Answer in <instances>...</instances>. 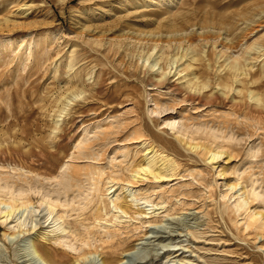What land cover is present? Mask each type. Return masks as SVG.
Instances as JSON below:
<instances>
[{
    "label": "rangeland",
    "instance_id": "obj_1",
    "mask_svg": "<svg viewBox=\"0 0 264 264\" xmlns=\"http://www.w3.org/2000/svg\"><path fill=\"white\" fill-rule=\"evenodd\" d=\"M214 134L210 160L192 146ZM152 148L175 169L134 178ZM249 182L264 190V0H0V198L65 210L43 237L44 209L19 211V238L0 222V264H45L27 235L60 264H264Z\"/></svg>",
    "mask_w": 264,
    "mask_h": 264
},
{
    "label": "bare ground",
    "instance_id": "obj_2",
    "mask_svg": "<svg viewBox=\"0 0 264 264\" xmlns=\"http://www.w3.org/2000/svg\"><path fill=\"white\" fill-rule=\"evenodd\" d=\"M156 46H157V44L154 47H156ZM192 59H195L194 54L192 55ZM240 63L234 61L233 64L230 65V68L237 71L241 68L242 64L240 65ZM186 66H191V63L190 62L187 63ZM231 71H233V70H231ZM202 86H205V84L203 83ZM225 87H227V86H225ZM254 98H256V97H254ZM256 99H259V98H256ZM259 101H260V99H259ZM167 125L171 131H178V130L180 131V125L175 120L174 121H168ZM219 138L217 137V135L214 134V137L212 138L213 144H210L208 146H201L198 144H194L192 146V148H196V149L201 148L203 154H205V155L207 154L208 158L210 160H215L221 156V152H220L221 150L219 149V147L221 146V142L219 141ZM222 152H224V151H222ZM255 152H256L255 147H252L250 149L249 153L251 155H254ZM161 154H163V153L157 152L156 149L152 148L146 154L145 158H143L142 162L138 165V168L134 169L135 171L132 174V176L134 178L140 179V178H143L144 176L145 177L151 176L154 178H161V177H164L167 175H171V172L175 169L174 161L171 158H168V156H166L164 154L161 155ZM1 187H2V185H1ZM109 188H111V187L109 186ZM16 190L17 189H12V188L8 187L7 192L4 193L3 197L0 198V203H3L4 205H6V207L3 211V214L1 213L2 215L0 216V222L4 223V224H8L9 222L14 223V224L8 226V228L11 229L12 231H7V233L5 232L4 234H6V236L10 235V237L13 239H15L17 237L19 238L21 233L24 231V230H17V231L14 230L15 227L26 225L28 223L25 218L22 219L20 216H18L19 211H21L22 213L26 211V214H27V212L30 214L31 212L38 211V214L35 215L36 217L37 216L39 217V215H40L39 213H41L43 211V209H44V211L45 210L47 211V213L42 212L41 216L39 218L35 219L34 221H33L34 218L31 219L32 220V224H31L32 229H35L37 227V225L42 224V225H40V226H42L41 231H39L40 229L37 230V231H39V232H37L38 235L40 234V235H42V237L47 232V230H46L47 227H49V226L55 227V225L57 224L55 222L58 219H64V216H65L64 211L65 210L63 211L62 209L57 208V207H59V205H61V202L59 203L57 201L58 197H55L53 194L49 193L48 191H44V190L40 191V189H37L39 191L38 192L39 193V199H38L39 205L37 207H42V209H39V208L34 207L31 204V200L24 198V196L19 191H16ZM243 195H244L245 200H247V201L257 200L262 206H264V190L257 188L253 182H249L244 186ZM118 207L120 208V210L123 213L128 214V212H129L128 207L129 206L119 205ZM53 211L57 212L56 217L54 215L52 217H50V215L53 213ZM262 215L264 216V213ZM52 231H55V229L54 230L52 229ZM27 236H28L27 239H29L30 243H31V245H30L31 251H32L31 254L38 256L39 259L41 261H43L45 264H60L59 261L55 260V254H53V252L51 250L46 248L43 244H38V245L33 244L34 243L33 238L30 237L29 235H27ZM102 262H103V264H114V260L109 258L108 256H104Z\"/></svg>",
    "mask_w": 264,
    "mask_h": 264
}]
</instances>
